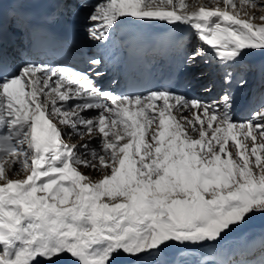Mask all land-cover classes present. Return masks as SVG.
<instances>
[{
	"label": "snow or ice",
	"instance_id": "1",
	"mask_svg": "<svg viewBox=\"0 0 264 264\" xmlns=\"http://www.w3.org/2000/svg\"><path fill=\"white\" fill-rule=\"evenodd\" d=\"M22 3L48 9L43 25L14 11L28 44L62 14L93 42L164 24L188 26L196 43L176 66L180 86L118 93L98 83L99 57L76 69L5 55V4ZM257 53L264 0H0V264H264V228L230 248L264 217V61L247 59ZM198 61L212 66L205 96L188 94L209 75H188ZM174 246L202 251L169 255Z\"/></svg>",
	"mask_w": 264,
	"mask_h": 264
},
{
	"label": "bare ground",
	"instance_id": "2",
	"mask_svg": "<svg viewBox=\"0 0 264 264\" xmlns=\"http://www.w3.org/2000/svg\"><path fill=\"white\" fill-rule=\"evenodd\" d=\"M194 2V0H189V3ZM12 26L13 28L18 32L17 28H16V21L15 19H13L12 21ZM135 29H139V30H143L145 32H153V31H162L164 33H176L179 38L180 41L176 47V50H174V56L182 58V56L184 55L185 51H188L190 49V47L193 45V31L188 27V26H181L179 28H172L171 26L168 25H164V24H154V25H137L135 27H133ZM119 30L114 34L112 40H109L107 43L104 42H93L91 40H89L86 36V41L88 42V46L90 48L89 52L87 53V57H99L102 60V66L98 69L100 72L104 73L102 79H100L98 81V83L102 86H105V90L108 89H112L114 85H116L117 83L114 82V79L116 81V71L118 70V63L120 60V56L122 55V51L119 50L120 47V43H119V35H118ZM19 33V32H18ZM20 34V33H19ZM21 35V34H20ZM196 38V37H195ZM183 41L185 46H181L180 42ZM207 47V46H205ZM19 49H24L22 46H17L14 51H12V53L10 54V56L13 59H19L20 58V53H19ZM86 56L83 57L85 58L81 63H77L78 67L76 69H81V68H88V64L86 63ZM247 59L249 60V62L252 63H260L262 61H264V53H257L256 55L253 56H249L247 57ZM198 65H202L205 69L204 71L208 72L211 76V72H212V66L211 65H204L202 63H200L199 61L197 62ZM56 63L53 64V66H55ZM58 65V64H57ZM61 66V65H59ZM194 74L193 69H189L188 70V75L190 77H192ZM210 79V78H209ZM204 80V79H203ZM204 82V81H203ZM195 87H192L191 90L189 91V95H197L198 91L196 89V87L200 86L201 84L198 85L197 81L195 82ZM255 86L261 84L260 81L257 79L255 80ZM176 86H180L178 84H176ZM247 107V104L243 106L242 110L239 111L238 113H236L237 116H242L245 115V109ZM65 138V137H64ZM66 140V138H65ZM71 143H78L79 141V137L75 140H69ZM66 140V141H67ZM84 169H81V171ZM252 220L258 222V223H264V217H253ZM256 235V234H255ZM253 235V236H255ZM251 238V237H250ZM245 243V241L243 242V244ZM236 249H242V248H236ZM235 249V250H236ZM123 260L128 261L130 264V260L131 258L129 257H122ZM56 264H60V261H57ZM64 264V261H63Z\"/></svg>",
	"mask_w": 264,
	"mask_h": 264
},
{
	"label": "rangeland",
	"instance_id": "3",
	"mask_svg": "<svg viewBox=\"0 0 264 264\" xmlns=\"http://www.w3.org/2000/svg\"><path fill=\"white\" fill-rule=\"evenodd\" d=\"M184 43V42H183ZM193 45L190 47V49H193L194 48V44L196 43V38L195 37H193ZM193 69V72H194V74H193V76L192 77H194L195 76V74L196 73H198V72H201V71H204V67L202 66V65H200V66H198V67H196V68H192ZM205 72V71H204ZM207 72V71H206ZM208 73V72H207ZM209 74V73H208ZM211 79V77H210V74L208 75V76H206V77H204V78H202L200 81H197V83H198V85L199 84H202V83H204L206 80H208V79ZM204 79V80H203ZM204 81V82H203ZM195 80L193 81V86L192 87H195ZM255 81L253 82V84L251 85V87H252V89L256 92V93H259L260 91H261V84H259V85H256L255 86ZM198 88V89H197ZM196 89H197V95H199V96H205V95H207V94H205V93H203L202 91H201V88H200V86H198V87H196ZM248 99H249V97H244V98H242L241 100H238V102H237V105H236V109H235V111H236V113H238L239 111H241L242 110V108H243V106L244 105H246L247 103H248ZM65 138H66V140L68 139V137L67 136H65ZM78 137H73L72 138V140H75V139H77ZM68 141V140H67ZM69 143H71L70 141H68ZM78 143H79V141H78ZM82 171H85V170H82ZM261 228H264V223H258V222H256V221H254V220H250L245 226H244V228L243 229H240V230H238V233H236V236H237V238L236 239H234L233 241H231L230 242V248L231 249H233V250H235L236 248H242L243 247V242H244V240H242V239H240L239 238V233H242V232H248V233H250L251 235H250V237L251 236H253V235H255V234H258V232H259V230L261 229ZM249 237V238H250ZM168 253H169V255H175L176 253H179V252H188V253H197V254H199L202 250L201 249H199V248H196L195 246H192V247H189V248H183V247H180V246H174V247H171V248H169L168 250H166ZM194 257L192 256V255H189V256H187V257H185V259H187V260H192ZM64 259L65 258H61V260H60V264H63V261H64Z\"/></svg>",
	"mask_w": 264,
	"mask_h": 264
}]
</instances>
